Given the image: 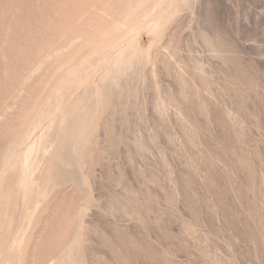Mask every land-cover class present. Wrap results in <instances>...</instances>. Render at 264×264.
Here are the masks:
<instances>
[{"label":"rangeland","instance_id":"obj_1","mask_svg":"<svg viewBox=\"0 0 264 264\" xmlns=\"http://www.w3.org/2000/svg\"><path fill=\"white\" fill-rule=\"evenodd\" d=\"M0 264H264V0H0Z\"/></svg>","mask_w":264,"mask_h":264}]
</instances>
